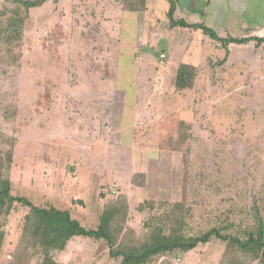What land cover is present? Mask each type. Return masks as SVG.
Listing matches in <instances>:
<instances>
[{"label":"rangeland","instance_id":"obj_1","mask_svg":"<svg viewBox=\"0 0 264 264\" xmlns=\"http://www.w3.org/2000/svg\"><path fill=\"white\" fill-rule=\"evenodd\" d=\"M99 2L0 0V181L33 204L69 210L86 228L117 202L118 243H140L150 217L169 228L183 216L190 235L215 227L243 238L257 216L264 226V42L225 49L201 31L170 29L160 8L137 19ZM192 4L180 0L178 11L220 37L264 36V0ZM181 62L196 65L194 83L175 91ZM97 104L107 105L108 134L90 132V119L101 122ZM131 120L141 133L132 134ZM27 211L13 202L0 212V264H43L23 229ZM70 240L55 256L63 264H119L104 240ZM184 258L264 264V252L254 259L216 237L148 264Z\"/></svg>","mask_w":264,"mask_h":264},{"label":"trees","instance_id":"obj_2","mask_svg":"<svg viewBox=\"0 0 264 264\" xmlns=\"http://www.w3.org/2000/svg\"><path fill=\"white\" fill-rule=\"evenodd\" d=\"M27 7H37L47 0H11ZM56 1V0H54ZM168 8L166 18L170 27H187L199 29L208 38L217 41L226 49L228 43H245L254 39L257 43L264 42V36L235 38L232 36L220 37L214 30L203 23H187L174 16V0H166ZM121 8L127 11H141L144 9L145 0H121ZM196 69L187 63H179L175 71L173 86L175 91L189 89L193 86ZM9 181H0V212L8 213L10 205L18 202L28 208L24 217V231L33 238V242L40 248L43 256V264H63L56 260L57 252L64 249L68 240L74 236H83L95 240H104L108 248V256L119 259V264H148L153 257L163 256L166 259L179 257L182 253L194 249L199 244L207 243L212 237L226 241L230 247H236L241 253L258 258L264 252V226L263 220L257 216V226L246 232L243 238L231 234H222L217 228L212 227L198 234H187L186 223L183 216L175 219L174 226H164L156 217H150L146 223L143 240L133 244L130 240L122 243L111 232V223L114 216L121 210L113 202L97 215V221L93 227L86 228L79 220L72 216L67 209L57 208L54 205H36L24 196L13 195L10 192ZM3 233L0 231V245ZM170 264V260H166ZM165 263V262H164ZM161 264V263H160ZM245 264V263H244Z\"/></svg>","mask_w":264,"mask_h":264},{"label":"crops","instance_id":"obj_3","mask_svg":"<svg viewBox=\"0 0 264 264\" xmlns=\"http://www.w3.org/2000/svg\"><path fill=\"white\" fill-rule=\"evenodd\" d=\"M100 2V5H104L105 7H107V11H108V7H116V8H118V9H116V11L118 10L119 12H120V15H121V13H130V14H134V16H136V14H139V16L141 15V11H127V10H124V9H122L121 8V0H99ZM178 1H180V0H174V3H175V11H174V16L175 17H178V18H181V19H183L184 21H186L187 23H194V22H190V21H188L187 19H185V15L184 14H182V12H179L178 10ZM187 1H192V3L194 4L197 0H187ZM207 1V4H212L213 2H215V1H221V0H206ZM222 1H224V0H222ZM95 3H97V1H95ZM156 3H158L159 4V7H157L158 5L156 4ZM192 4V5H193ZM152 8V9H151ZM156 8H160V10H161V14L162 15H164V16H166V11H167V8H168V2L166 1V0H145V5H144V9H143V13H145L146 11H149V10H153L154 12H153V14H156V12H157V10H155ZM109 17H111L112 16V14H109L108 15ZM139 16H136L137 17V19H139ZM105 20L103 21L104 23H108V21H109V18H104ZM170 27V26H169ZM170 29H178V30H180V29H182V30H186L187 28H185V27H179V26H175V27H170ZM182 30H180V31H182ZM146 29H142V31H141V35L143 36V35H145L146 34ZM195 31H200L199 29H196ZM194 31V32H195ZM143 32V33H142ZM105 33V32H104ZM135 34H137L136 33V31H135ZM104 35V34H103ZM104 36H107L106 34L104 35ZM183 63H187V64H191V65H194V63H192V62H183ZM194 66H196V65H194ZM137 92V91H136ZM92 98H97V97H90V98H86V100L89 102H91V101H93L92 100ZM105 97L104 96H98V103H100V105H104L105 103H103V102H105V101H103L102 99H104ZM135 102V97L133 98V103ZM136 104V103H135ZM94 105H96V102L94 101ZM87 108V107H86ZM96 109V110H95ZM107 109V105H105V106H100L99 108H98V104H97V108L95 107V108H92V113L95 115V114H98L99 113V110H100V115H101V112L103 111V110H106ZM139 110V109H138ZM137 110V111H138ZM134 112L136 111L135 110V108H134V110H133ZM152 116V115H151ZM150 116V117H151ZM103 117H105V115H101L100 116V123L102 124V126L100 127V123H98V124H96V126L98 127L97 129H96V126H95V122H94V118L93 119H90L89 121V124L91 123V127H90V132L92 131V129H95L94 131H97L98 130V132H99V129H100V132H99V135H101V134H105V133H107L108 134V130L106 131V128H107V126L105 125V123L107 124V120H108V118H103ZM150 117H148L147 119H150ZM163 117H165V116H163ZM135 119V118H134ZM164 122H165V120H164ZM149 123V121L147 120L146 121V124L145 125H147ZM143 124V123H142ZM139 125V122H134V121H132L131 120V125H130V129H132V134H137V133H141V131L139 130L141 127H139L138 126ZM149 125V124H148ZM164 125H165V123L163 124V125H160V129L161 130H164ZM146 127V126H145ZM124 128H126V127H124ZM103 129V130H102ZM71 240H68L67 241V243H66V245H65V247H64V249L63 250H65L66 248H67V246H68V244H69V242H70ZM62 250V251H63ZM190 251V250H189ZM189 251H187V253L189 252ZM61 252V251H60ZM187 257V256H186ZM59 262H61V263H64L66 260H62V259H60V260H58ZM184 261H185V258H184V260H182V262H181V264H183L184 263Z\"/></svg>","mask_w":264,"mask_h":264}]
</instances>
